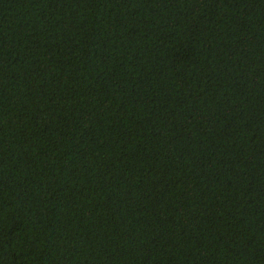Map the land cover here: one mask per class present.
Masks as SVG:
<instances>
[{"label":"trees","instance_id":"16d2710c","mask_svg":"<svg viewBox=\"0 0 264 264\" xmlns=\"http://www.w3.org/2000/svg\"><path fill=\"white\" fill-rule=\"evenodd\" d=\"M0 264H264V0H0Z\"/></svg>","mask_w":264,"mask_h":264}]
</instances>
